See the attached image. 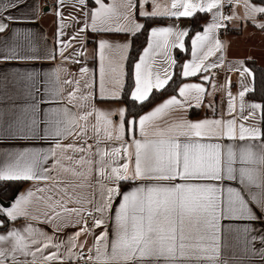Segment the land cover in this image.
Returning <instances> with one entry per match:
<instances>
[{"label":"snow or ice","instance_id":"6c2138e0","mask_svg":"<svg viewBox=\"0 0 264 264\" xmlns=\"http://www.w3.org/2000/svg\"><path fill=\"white\" fill-rule=\"evenodd\" d=\"M239 2L143 0L141 10V0H54L44 8L40 0H0V104L7 105L0 107V197L11 181L53 185L0 204V264H264V102L245 99L260 93L264 101V88L246 61L231 63L230 45L218 36L241 18L222 9ZM243 6L244 21L264 32V0ZM49 13L51 40L33 27ZM198 13H212V22L195 34L177 74L173 50L187 52L189 30L176 21ZM166 20L171 25L160 26ZM142 34L147 46L132 59ZM225 64L238 73L236 95L231 77L213 83ZM217 93L226 94V108ZM205 107L211 116L187 118ZM234 181L239 187H227L225 200L221 185ZM66 228L77 231L62 238ZM89 235L91 246L80 239Z\"/></svg>","mask_w":264,"mask_h":264},{"label":"crops","instance_id":"0c3cea01","mask_svg":"<svg viewBox=\"0 0 264 264\" xmlns=\"http://www.w3.org/2000/svg\"><path fill=\"white\" fill-rule=\"evenodd\" d=\"M54 2V0H40V4H41V8H44L46 6H48V2ZM112 0H105L106 4H111ZM162 4H167L170 3V0H161ZM144 4H143V0H141L140 3V9L144 10ZM67 10V9H66ZM231 12L230 13H235L236 15L240 16V19H236L233 20L232 23V28L229 32V34L223 39L219 34V39L223 42H227L230 45V50L228 52V57L229 60L231 61L232 64H235L237 60H244V61H249V60H254L259 66L264 67V33L260 32L259 30H257L256 28H254L250 23H247L244 21L243 19V13H244V6H243V0H240L239 5H233L231 7ZM19 11V10H17ZM75 15V14H74ZM208 18L204 23V28L203 30L208 26V24H210L212 22V13H207ZM54 13H49L46 16H42V18L39 19L38 23L33 24V27H37L39 28L40 31L46 33L48 35V39L51 40L52 39V34H53V30L55 29V24H54ZM134 19L137 22H141L143 23V18L139 17V16H135ZM66 23L69 25L73 24V21L71 19H66ZM172 23V20H168L167 22H165L164 24H161L160 26H170ZM176 26L179 28H183V29H188L190 30L191 28V22L187 19V18H181L179 21H176ZM13 27H15V25H13ZM203 30L200 32L202 33ZM69 34H72L73 32V28L69 27L66 30ZM195 35L192 37V39H194ZM65 40L68 39V36L64 37ZM95 37H91L90 38V43H89V48L88 51L91 52L93 49H95L96 45L95 43H92L91 40H94ZM120 40H126L127 37H120ZM149 39V36H148ZM186 42V37L184 40V43ZM147 46V44H146ZM145 46V47H146ZM144 47V48H145ZM185 47H186V43H185ZM67 51H71V49L69 48ZM186 54L187 52H182L179 49H174L173 50V56L175 58H177V54ZM143 54V50L141 52L140 55ZM217 55H220L219 53ZM191 59V49L189 52V56L188 58L184 61L187 62L188 60ZM216 59V57H211L210 60H214ZM57 63H59V61H57ZM87 66L90 69H95L96 70V77H95V82H96V86L98 88L99 85V70L97 67V62L92 60L91 58H89L88 64ZM230 65L229 64H225V67L223 69L219 70V75L217 76L216 80L213 81V83L216 84H221L223 85L226 82L227 77H231V81H232V89L231 91L233 92L234 95H236L239 91V87H238V73L235 71L229 72L227 71L228 67ZM246 66L247 63H246ZM79 67V65H73L70 66L69 70L72 73H75L77 68ZM163 67L162 64V60L160 57H156L155 58V69H161ZM125 71L127 72V64L125 66ZM127 80V79H126ZM126 80H125V85H126ZM186 82L189 83H201V80L199 77H190V78H186ZM125 88V86H124ZM170 96V95H169ZM169 96L163 98L162 100L158 101L157 103H155L154 105H152L151 107H149L147 110H145L141 115L146 114L148 111H150L153 107L159 105L161 102H163L165 99L169 98ZM245 99L247 101H253L251 100L248 95L245 97ZM216 101L217 102H223L222 107L226 108V94L225 93H217L216 94ZM258 102V101H256ZM7 105L4 104H0V107H6ZM42 107H47V105H42ZM102 107H107V105H103ZM176 114V110L172 109L171 110V115H168L166 118L168 120L172 119V115ZM187 118L193 121H198L200 119H202L204 116H211L212 113L205 107L199 111L196 110H190L188 113H186ZM252 121H248V123H251ZM65 144L69 143V141H65ZM16 151H22V148L19 149H15ZM45 151L47 150L46 148L44 149ZM54 175H56L54 173ZM11 182H20L22 183V186L19 188L17 195L20 192H24L28 189H35L37 187H44V188H50L53 187V185L49 182H44V181H40V182H21V181H11ZM8 183V182H7ZM134 185H125L124 190L125 191H129L131 190V188ZM221 187L224 188V191L222 193V197L226 200L227 199V187H239L237 182H225L223 185H221ZM50 193H37V197L39 196H47ZM16 195V196H17ZM2 199V198H0ZM5 203H12V199L10 200H6V199H2ZM11 205V204H10ZM70 207L74 206V205H69ZM35 207L39 208L41 211L45 210V205L41 202H37L35 204ZM20 223H23V220L20 221ZM37 226L45 228L48 232H53L54 228L52 225H44V224H39V222H36ZM222 223H227V221H223ZM77 231L76 228H66L63 230L62 233H60L61 237L63 238L64 236H67L69 233L75 232ZM81 240H85L86 243L91 246L92 245V237L89 235L88 237H84L81 236L80 237ZM257 264H259V262H257Z\"/></svg>","mask_w":264,"mask_h":264},{"label":"trees","instance_id":"16d2710c","mask_svg":"<svg viewBox=\"0 0 264 264\" xmlns=\"http://www.w3.org/2000/svg\"><path fill=\"white\" fill-rule=\"evenodd\" d=\"M197 16L199 17V19H196V18L188 19L191 22V28L189 30V35L186 37V42H185L186 43L187 53L186 54H181V53L177 54V58H176L177 66H176V69H175L177 74L179 73V70H180L179 66L181 64H183L184 61L189 56V52H190V49H191L192 37L196 33L201 32L203 30L204 23H205V21L208 18V15L207 14H203V13H198ZM167 21L168 20H166L165 22H167ZM262 33H264V32H262ZM148 36H149L148 34H142V35L139 36V39L135 43L134 50L130 54L132 59L137 58L138 55L141 54L142 50L144 49V47L147 44ZM127 63L130 64L131 60H129ZM247 65H248L249 68H254L255 69V73H256V77H257V80H256L257 89L259 90L261 88H264V67L259 66L254 60L247 61ZM127 71H128V67H127ZM178 78H179L178 75H174L173 80H176ZM129 83H131V81L126 80L125 90H127V87H128ZM169 95L170 94L164 95V96H159L158 99L154 102V104L157 103L158 101L162 100L163 98L169 96ZM260 95H261L260 93L248 94V97L251 100H255V101H258V102H264V101H261ZM154 104H152V105H154ZM152 105H149L148 108L151 107ZM148 108L144 109V111L147 110ZM21 186H22V183H20V182H8L6 184V186H5V188L3 189L4 196H2L0 198L6 199V200H10V199L14 198L17 195V192H18V190H19V188Z\"/></svg>","mask_w":264,"mask_h":264},{"label":"built area","instance_id":"2783aa9c","mask_svg":"<svg viewBox=\"0 0 264 264\" xmlns=\"http://www.w3.org/2000/svg\"><path fill=\"white\" fill-rule=\"evenodd\" d=\"M52 4H54V2H48V5H52ZM231 7H228V6H225L223 9H222V11H223V13L225 14V15H227V14H229L230 12H231ZM232 23H233V21H230V22H228V28L227 29H221L220 31H219V35L224 39L228 34H229V32H230V30H231V28H232ZM87 222H88V224L89 225H91L92 224V217L91 216H89V217H87Z\"/></svg>","mask_w":264,"mask_h":264},{"label":"water","instance_id":"95a60500","mask_svg":"<svg viewBox=\"0 0 264 264\" xmlns=\"http://www.w3.org/2000/svg\"><path fill=\"white\" fill-rule=\"evenodd\" d=\"M0 204L3 206H10L11 203H5L2 199H0Z\"/></svg>","mask_w":264,"mask_h":264}]
</instances>
